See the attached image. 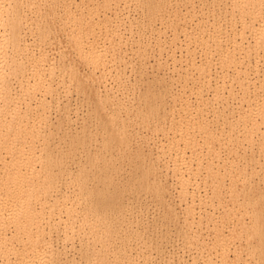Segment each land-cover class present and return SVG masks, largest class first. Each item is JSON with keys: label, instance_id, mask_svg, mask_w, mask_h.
I'll return each mask as SVG.
<instances>
[{"label": "bare ground", "instance_id": "1", "mask_svg": "<svg viewBox=\"0 0 264 264\" xmlns=\"http://www.w3.org/2000/svg\"><path fill=\"white\" fill-rule=\"evenodd\" d=\"M41 1L42 0H0V264H73L75 262L74 260L75 258L73 259L71 257L69 258L68 256H66L68 255V252H69L66 249L68 246L66 247L65 245H63L61 249H57V248L54 249L50 245V242L45 241L46 236L48 235L50 236L51 235L50 233L52 231L56 233L60 232L61 230L59 228L62 227L61 225L63 223L65 225L66 221H69L71 223L68 226L72 225L73 227H75L76 225L74 226V224H77L79 222V226H77L76 228L81 227V226L84 227L83 231L81 232L82 235L84 234L83 235L84 239L82 238V235H80L81 238L83 239V244L81 240L80 249L78 250L84 253L83 254L84 257L82 258L84 259V261L82 264H93V263L94 264H122V263L129 264L131 256L128 258L127 256L129 255L126 256L127 253L126 252L123 253L124 249H122L126 246V244L124 245V243L127 241L125 240L124 243L122 242V245H121L122 250L116 249L117 247L115 248V241H116L115 238L119 236L117 234L119 228L118 229L116 228L117 229L116 231L115 229H112L114 227L111 226V223L113 225L114 223H116V221H114L113 223L109 221L111 217L109 219L106 218L109 213L113 214V212L117 213L123 210L124 204L121 202L122 196L116 192L114 194H110L109 192L110 190L116 191L120 187L121 185L120 183L122 182L118 181L117 183H115L111 181V178H110L111 176L109 172L107 173L106 170H103L98 167V164L105 159L104 158L105 154L103 151L101 150L99 151V148L97 147L94 148V146L92 150L97 148L94 151L88 150L91 147L85 150V148L87 147L86 146L87 143L89 145V143L91 142L94 143L98 141L97 136H99L98 134L99 130L96 129L94 131L93 128H92L93 130L90 128L91 125H88L90 126L88 127L85 123H83V126L81 125L82 126L81 129L79 127H76V128H79L80 130L75 129L72 127V124H71L73 120L71 121L69 115H66V117H63L62 120H58L56 123V126L59 127L58 129H61L60 131H63V133L62 132L58 133L56 132L57 129L55 130L54 126L51 127V125H53L54 122H52L51 120L49 121V118H47L49 116L46 117L47 114H45L46 112L45 106L48 105L49 107L50 102H54L60 97L59 96L60 88L58 89L59 90L58 92L56 87L58 85H61V82L63 81L64 78L60 79V82H59L58 80L59 77L62 78L64 77L65 73H68L66 79L67 80L69 79L68 81H69L70 86H72V83L74 82L76 86H81V90H79L80 91L79 93H81L85 98L89 96H93L92 104L94 105L93 106L94 108H93V111L91 110L92 113H90L89 115L95 114V116L98 117V115H101L102 113H104L105 118H102L103 120L99 121V125L101 128L100 130L104 134V137L101 135L100 136L102 137L103 144H105V148L109 146L115 139L121 136L124 137L123 136L124 133L122 131L117 130L116 125L119 123L121 125L123 123L121 125L123 126L124 125L123 121L125 120V118L129 119V116L126 117V115H129V113L128 114L125 113V118L122 119L124 116H122V118H118L117 116L109 115L108 110L110 109L113 110V108L114 110L115 109L120 110L121 108L124 112H127L128 109L131 111L130 109L131 106L128 107L131 101L129 100L130 102L129 104H128V101L127 102L123 101L124 97H122V95H124V93L126 92L125 88L123 87L119 88L117 86L118 87L117 89H113L114 87H111V84L108 83L110 86L103 85L102 88H104L105 90H103L104 92L103 91L100 92V90L98 91V89H95V87L93 86V84L95 83L102 85V82H100V78L96 76L95 70H99L98 68L109 65V64L105 65L106 64L105 62H107L106 61L107 49L108 48L112 49L114 47L116 49V53L121 49L120 43L118 44L116 41L114 43L113 41L115 39L114 38L115 36L114 37L112 36L114 39L112 38L113 40H111L110 39L111 35H110L109 36L110 41L108 42L106 40L107 43L103 42L101 44L99 42L102 45V47H100L101 46L100 44H96L97 40L96 38L94 39V37L99 36V34L100 35H102L103 33L105 34L106 31H108L109 33V31L113 29V27L107 23L109 22L108 18L110 16L108 17L107 14L102 12L104 10L105 12H107L106 9L110 11L109 9V7H111L110 3H113V2L112 0H100V2L99 0L96 2L95 0H93L95 2L93 6L92 5L93 1L87 0V2L88 1L91 2L90 4L92 6L90 7H88L89 5L86 6V10L84 8L80 9L83 13L73 20H70L71 18L70 10L68 9V6L70 7L71 3L69 2L67 8L65 9L63 8L62 15L65 19L62 22L63 24L61 23L60 26H62V28L68 27L70 30V33L68 34L69 37L66 36L67 34H65L66 38L67 39L69 38L68 40L70 42L66 40V42H68L69 44L67 45L66 43L65 45L67 46V48L69 47V45L72 46L76 50L78 55L80 54L79 55L80 58L78 57L80 59L79 64L80 63L82 65L86 64V66H88L87 64H90L89 66L92 67L91 70L88 69L90 74L87 76H84L79 73L81 72L79 69L77 71V67H78L77 63H75L77 65L76 67V65H74V63L70 61L69 63L71 64H68L69 66L64 67V65L67 64L65 62L66 64L64 63L63 69H59L55 66L54 64L55 61H52L53 59L51 58H49L51 59L49 60L45 53H41V54L39 53L38 57L33 54L32 56L25 54L26 53L25 50L28 49L25 43L26 42L25 31L28 30L30 33L32 32L35 37L48 39L49 41H50L49 38L55 37L54 35L57 32V30L53 29V26L51 27L49 25H44L47 19L45 18L44 13H41V12H43L42 9H45L47 7L44 8L42 5H38V3L40 4ZM62 1L66 2L64 0ZM113 1H117V0H113ZM137 1H139L141 4H144L146 8L147 16H145V18L146 17L147 18L149 17L150 19L152 17L154 18V16L158 12L163 13V14L164 13L167 14V12H169L168 14L171 15V14H175L178 11L176 10L175 12V9L173 11L171 8H169L171 10L168 11L167 7L169 6L171 7V5H169L170 1L168 3L167 0H157L156 3H152L151 2L152 0H137ZM218 1L219 0L216 1L217 5L221 0L219 2ZM189 2L191 3L192 1L187 0V3ZM224 2L226 4L223 3L224 4L223 5L221 1L220 4L223 7L222 6L220 7L219 5L217 6L218 7L217 9H213V6H211L213 10L210 9L211 10L210 12L208 13L205 12L207 14V15L205 14L206 17H204L202 13L201 16L203 17L200 16L201 18L200 17L198 18L199 15L196 17L198 12L196 13L195 11H193L195 8H192L191 12L196 13V14L195 15L192 14L188 19L186 17L185 23H188V24L185 25V23L181 21L184 24V26L180 28L181 31H183L180 34H183L182 35L184 37L183 40L186 41L184 42V45L186 47L185 48L186 55L182 56L185 58H183L184 60H182L181 58V60L187 63H184V62L181 63V62H178L180 61L178 60L177 62L179 64L175 65L172 70L173 73H175V75L173 76L175 77V79L176 77L178 78V81H177L178 83L179 81H181L180 79H182L181 82L183 83H181V85H184L185 83L186 84L191 83L192 87H190L189 91H191V89H193L194 86L197 87L195 84L196 82L198 83L200 81V84L198 83L199 85L205 84L207 88L212 86L213 93L212 94L210 93L211 95L207 96V93H208L207 92L206 96H202L201 93L203 90L202 89L200 90V87H198L197 91H194V92L191 91V93L189 92L190 94L189 95L187 94L188 96L187 95L183 96L181 94V92L186 93V91H184L185 89L180 92V95L173 96L170 108L165 110L163 116L160 119V125L157 128L159 131L166 133V136L168 138V142H166L167 146L163 143L166 146V148H164L163 150L162 146L164 145L161 144L160 146L162 148L160 147V149L162 150L163 153L161 152L162 154H157V156L154 159L152 158L148 159L144 157V155H141L140 153L137 154L138 156L140 155L142 159H144L143 163L141 161V163L144 165L139 163L141 165H140L138 181L140 182L141 185L148 186L149 190L152 193H154L155 196L161 202L164 203L166 201L165 200L166 197L164 195L166 192L164 188L161 187L162 185L161 184L162 181L160 180L161 175L159 171H156L154 169L153 162L163 163L166 169L169 168L170 170L171 168V172L173 173L175 177L174 179L176 180V183L179 186L178 188H180L178 196L180 195V198L185 199V200L187 199L188 196H190L191 198L188 197L189 202L184 200L185 202H187V204L184 207L185 209L182 208L184 211L183 213H181V218L176 215L175 213L176 208L174 207L173 203L165 202V207H168V212L170 213L172 220L176 219L175 221H178L179 219H181L180 221L182 223V226L186 230L185 241H184L185 246L188 245L189 244L188 242L193 240L194 237L196 236L202 237L201 234L199 235L197 234L196 231H193L194 230L193 226H196V224L198 225L197 226L198 228L200 227L199 229L200 232L203 227H204L203 229H206L205 231H207V229L208 230L210 229L209 232L207 231V234L208 233L211 234L210 231L213 232V235L211 234V236L209 237L213 239L208 240V241H211L210 244H206L204 242L202 244L200 242L201 245L199 244L200 246H197L196 245L197 243L195 242L194 245L199 247L198 248L199 251L196 250L197 249L196 246L195 248V247H192L193 245L192 246L188 245L189 247L194 248L195 251H197V253L202 252V255H201L202 257H203V251L205 252L204 257L205 259H207L206 260L207 263L205 262V260H203L205 264H264V195L260 193L261 191H259V196H258L259 198L257 197L259 201L257 199H256L257 201L254 200L256 197L252 199L250 198V196L246 195L245 197L241 198L243 199V200H240L242 202H239L238 201L239 198L237 199V197L239 193H240V196H242V193L244 191L243 189H240L238 195L235 198L234 195H236V193L238 192L236 191L237 190L236 187L238 186L237 185L238 183L235 184L236 183L235 181H239V179L236 178L238 180H235L232 177L231 179H234V181L231 180L232 181L231 184L233 185L228 184L230 183L228 182V180L231 177L232 173L236 171L233 169L234 167L232 164L237 163V161L236 162L233 161L232 157L228 158L227 157L228 155H226L228 159H232L231 160L232 164L230 163L232 166L228 163V161L225 160L228 163V167L229 165L233 167L232 169L231 167L228 168V172H227V169L224 168V165L222 163L219 164V162L217 161V159L219 158L221 162H224V160L222 161V159H224L222 157H225V156H223L222 154L221 155L222 157H219L220 149L221 151H223L222 150L223 146H226V148L225 147L224 148L227 149L228 146L231 145L233 147L232 151L235 150L234 154H236V152L238 151L237 148L240 149L242 146L241 141L242 143L243 141H247V140L248 141L250 140L249 142H251V140L252 139L254 140L256 136H259L258 138L259 140L261 138L262 142L260 141L261 143L259 145L256 144L255 148H251L250 152H253L252 154H254L255 149L257 151L259 150V153L261 150L262 151L264 150V110H262L263 106H261L260 104L259 105L260 108H258L257 105H252L250 102H246V99H248L247 97L245 100L243 99L245 101L243 105L242 104H240L239 106L237 105L240 108H237L236 110H234L235 107H232V106H231L232 109L231 107L229 108L225 107L226 105H228L227 99L231 95H233L232 93L234 90L233 84L236 83L237 86L240 85L241 87L245 86L244 88L246 90L244 88L242 90H245L246 93H250V92L254 93L255 91L257 92V89L259 90L260 88L264 87V77L259 75V66H260L259 63H261L259 62V59L263 58V57L259 58V56H264V18H263L264 17V13H263L264 12V0H227V1L224 0ZM35 5H38V6H35ZM41 6L43 8H41ZM63 6H65V3L63 4ZM27 8H30L28 9L30 10V12L27 11L28 14L33 13V10L35 13V15H33L34 17H32L33 19L35 18V20L32 21V24L35 25L33 28H32V24L31 23L29 24L30 17L26 15L24 12V9L26 10ZM171 11L175 13H172ZM100 13L102 14L100 15ZM187 13H189V10L188 12H186V14ZM222 13L224 14V16ZM227 13L228 14L237 13L238 15H240V17H242V19L244 15H246L245 17L251 16L252 18L251 20H249L250 22L243 24V27L241 24V27H242L240 28L241 30L233 26L235 24L232 23V21L231 23L229 22V25L231 24L233 26L232 27L230 25V30H231V27H232V31L233 29L239 30V31H233L234 34L231 33L233 35V37L231 38L230 36H228L230 34L229 32L230 30L229 31L226 30L229 32V34L228 32L225 31L226 29L225 24L227 25V23L220 24L221 20L219 21L220 17L222 18L226 17ZM58 15L60 14L58 13ZM169 15L168 17H170ZM189 15L190 14H188V16ZM193 17L195 18V20H192L194 19ZM238 17L239 16H237V18ZM229 19L230 17L228 18V20ZM189 20H191L192 22ZM224 20L226 22V18ZM255 21L257 22L259 21L260 23L259 22L256 23ZM182 23H179V24L181 25ZM176 26L178 27L177 23H176ZM68 28L66 29V31L68 30ZM151 28L152 27H150L149 29L150 33H151L150 31ZM180 29L179 30L175 29V30H177V33H178ZM227 29H229V26L227 27ZM160 32L159 33L157 32V33L160 35ZM174 32L176 33V31ZM154 33L155 32H153V34ZM224 33H227L228 35L224 36ZM33 34L31 35L33 36ZM107 34H106V37H107ZM173 34L171 36H173ZM176 34H174L173 38L171 37L172 40H170V43L172 41V44H173L175 40L179 39L178 38L179 33L177 34L178 36ZM242 34L244 35L242 36ZM120 36L122 38V35H119V37ZM90 37L94 39L93 41L95 40L96 41L93 42L92 39L89 40ZM158 40L159 39H157L156 41ZM113 44H116V45H113ZM176 48H180V47H176ZM197 48H199L198 50H201V52L200 51L199 52L202 53V55L204 54L203 55L204 57L202 56L201 59H199V61L196 62L194 53H195V50H197ZM110 49H108V52ZM119 55L120 54L117 55L115 60L113 58L114 55H112L113 61H117L119 63V61L123 59V56H119ZM107 59L109 60V58ZM58 62H56V64ZM60 62L62 63L64 61H60ZM61 63H58V64H61ZM112 63H114V67L113 66L111 67L113 68L119 67L115 65V62H112ZM183 63L186 64V68L182 66ZM236 64H239V65L242 64V66L244 65L243 68L246 66L248 71H249V68L251 67H253L252 69L255 70L256 73L253 74V77L251 76L254 81L251 82L252 80H250V82L247 84V85L251 84L250 86L253 85L252 87L253 91L249 90L251 88L250 86H247L244 84V81H246L245 83H247V80L249 81V79H251L250 74L248 73L243 74V72H245L243 70L241 73V71L237 69ZM160 65L161 64L158 63L159 68H160ZM261 65H263V63ZM162 66L163 65H161V67ZM102 69L103 68H100L99 72ZM229 69L233 71L229 73L228 72ZM103 70L101 72L104 73ZM119 70L117 68V71ZM60 71L61 73L63 71V76L60 73ZM58 72L59 74H57ZM60 74L61 76H59ZM112 75L110 74V76ZM151 76L154 77V74ZM88 77H90V79L92 80V82L89 81L90 82L89 85L85 83V80L87 81ZM102 79L103 78H101V81ZM13 80H14V83L17 84V87H18V90L16 89L17 92H15L16 90H12L13 88H11V87H14L15 85V84L14 85L11 84L13 83L12 82ZM67 80L65 83L68 84ZM162 83H164V81ZM112 84L114 83L112 82ZM69 85H67L66 88H68ZM117 85L119 84L117 83ZM205 85L204 86L202 85V86L205 87ZM165 87H166V92L168 93L169 90H167V88H169V86L167 87L165 85ZM63 88H64V85H63ZM97 88L99 87L97 86ZM212 89L210 88L211 92H212ZM69 91H70L69 89H66L65 90L66 93L64 92L63 93L66 95L67 93H69ZM176 93L177 92H174V94ZM149 94L150 93H147L146 96H148ZM191 94L193 95V98L191 97ZM258 96H256V99ZM119 97H122L123 100H121ZM263 97H264V94H263ZM210 99L215 102L212 103ZM260 99H261V96H260ZM262 102H264V99ZM219 104H220L219 107L222 108L221 105H223V107L226 109L224 108L219 109L218 108ZM51 105L53 107L52 103ZM147 105H148L146 107L147 114L146 112H144L143 115L145 116L146 114V116L150 117L152 115L151 113L153 112V108L148 103ZM214 105H216L217 107H215ZM132 107L134 108V106ZM50 109L51 108L49 107V110ZM208 109L211 110L210 112L211 116H207L208 114H210ZM32 113L33 115L35 114L36 121L34 120V118L31 117ZM139 113L141 112L139 111ZM139 115L142 116L141 114ZM219 116H221L223 119L222 122L219 121V125L220 123H223L224 127L225 125L226 127L228 126V129H227L228 131H226L227 135H224L226 133H224L223 132L224 130H222L221 128L220 129L224 133L223 135L221 134L222 132L220 131L219 133L218 131L216 132L217 130L216 128L218 126L217 125L218 120L216 121L217 126L212 123V120L214 119L215 121V118L219 119L218 118ZM130 117L132 118V116ZM38 119L41 120V122L39 121L40 123L37 121ZM29 121H32V122L35 121L36 123L38 122L36 125L37 127L34 125L35 122L32 123ZM38 124H40L41 126ZM38 126L40 127L38 128ZM40 129L44 133L40 132ZM55 132L56 134L57 133L63 134V135H59V137L61 138L62 136L65 137L63 139L57 138L61 143H59L58 140H57V143H55L54 142L55 139H53L54 137H51ZM230 132H235V135L234 134L233 136L229 135ZM225 139L229 140V142H230V139L231 140L235 139L237 140L236 142H239L242 139L238 143L241 146L239 145L238 147V144L236 142L235 143L237 144V146L236 145L233 146V143L229 144L228 141L226 143H228L229 145L226 143H225L226 145L225 144L223 145V143L225 142V141L223 142V140ZM119 141L122 142L123 145H126V148L129 150L128 144L130 142L127 136L122 138ZM37 144H40L39 147L37 146ZM25 146H28V147L25 148ZM232 147H229L230 151ZM251 147H254V146H251ZM165 149L168 151L165 152L166 151ZM80 153L86 154V155L81 154V156H83L82 158H84V161H85V158H87L86 159V161H88L87 164H89L90 165L89 167L91 168L89 169L87 165H84L85 167L80 165L82 162L77 160V163H79L78 165H80V167L77 165L79 168H77L78 170L77 173L73 172L75 173L74 175L73 173L68 172L67 170L68 168H66L68 167L66 165L67 163L66 161H69L68 159H71L73 157H76L77 155H80ZM221 153H224V151ZM252 154L250 153V155ZM239 155H240V151H239L238 156ZM247 157H250V156H247ZM233 158L235 160L237 156L235 157L234 155ZM251 159H253V155ZM73 160L74 158L72 159V161ZM168 160L171 163V166H169L170 164ZM72 161L70 160V162ZM104 161H106V159ZM260 163L261 162L259 161V166L263 167V164L261 165ZM254 164L258 165V163L256 162ZM262 169L263 168H259L260 170L259 172L263 173L264 169L263 170ZM240 172L238 171V173ZM69 173H71V175ZM227 173L228 174L231 173V175H229L230 177H227L228 179H226L225 177V175L228 176ZM64 174L65 175L68 174L71 176L69 180H67V178L70 176L68 177L66 176L67 177L66 180L68 181V185L70 186L68 190L73 189L74 192L75 190H77V192L80 191L79 193H77L78 195L77 194L75 195L72 190L70 191L73 192V194L69 193L70 191L65 193V190H67L66 189L67 187H65L67 186V184L64 185L65 181L62 182L64 183L62 184V186L65 187L64 192H62L63 188L60 187L59 184L61 183L59 182L62 181L61 178L63 177ZM242 174L243 173L241 172V175ZM233 175H236V174L233 173ZM262 175H260V177L262 176L261 179L262 181H264V173ZM149 176L152 178L153 182H151V180L149 179L150 178ZM198 178L201 181L202 180L205 181V179L207 180V178H209V180L211 178L214 180V182H211V183L209 182L210 185L208 186V188L212 186V189L209 188L211 192L209 191V189L207 190L210 193H205L206 191L203 190L204 193L200 194L199 192L196 191L199 189V185H200L198 184ZM94 179L97 183V184L95 183L96 185L92 183L94 182ZM148 179L150 180L149 182H148ZM224 179L227 180L228 187L230 188V189L229 188L227 189L229 191V194H228V191L226 194L230 196H232L231 194H233L234 196V197L232 196L233 198L231 197L232 200H229L230 198L229 199L226 198L227 200H229V203H230L229 204L230 209L228 211L233 212L232 215H231V212H229L230 217L228 215L227 216L230 219L233 218V220H235L236 223L240 222V220L238 219H240L241 218L240 216L242 215H244L242 217L243 220L245 217L249 219V220L247 219L248 222H246V220L243 221L241 219L242 222H240L239 224H235L236 226H233V228L230 227L231 230H229L227 233L224 232L223 221L225 222V220L222 218H221L222 220H220L221 216L217 217V212L219 214L222 213V215L224 212L223 208H222L223 212L220 213L218 211L221 204H222V207L225 204V202L224 204L222 203L223 202L222 197L225 196L226 191L224 192V194H222L223 191H221V189L224 187L223 185L225 181ZM89 180L90 182L92 181L91 183L94 184L95 186L93 185L91 187L89 186L88 187L89 189H87L86 185L88 186L87 181ZM204 181L203 183L205 185L204 184L203 185L206 186L207 185L206 181L205 182ZM239 183L243 184L244 181L243 182L239 181ZM191 186L195 188L194 189L192 188L193 190L188 192V187L191 188ZM226 187L222 190H226ZM241 187L245 188L244 185H242ZM60 188L62 192L60 193L61 195L60 196L54 195V192L59 191ZM237 188H240V187H237ZM194 192H197V194L199 193L198 196L196 193L194 194ZM83 196L84 198L85 197L86 198L84 199ZM81 198L83 199L80 202ZM180 198H179V201H181ZM234 198H235L234 202L236 204L235 206H238L237 204L239 203L240 204L246 203L248 201L251 211L250 212L241 211V213L239 211H234L233 210L235 209L234 202H233ZM230 201L233 202L232 207H231ZM225 207L228 209V206H225ZM219 210H221V208ZM236 212H238L239 215L241 214L239 216L240 218L238 217ZM59 214H62V215L65 214L64 215L65 221L63 220V218H61V220L60 218L55 220L54 216L58 217L57 215ZM226 214L227 213H224L223 216H225ZM245 214H247L249 217L246 216ZM80 217L81 219H79ZM236 219L238 222L236 221ZM65 228L66 229L62 231L64 235L63 241H68L69 239L70 240L69 243H71L72 242L71 239L72 237H74L71 234H74L73 233L74 231L73 232L69 231L70 227L69 228L65 227ZM119 231L121 230L119 229ZM130 231H131V228H130ZM134 231L135 230H132L130 234H132V232ZM125 232H126V229H125ZM203 233L205 234L204 231ZM130 236L132 237V235ZM125 237L127 236L124 235V238ZM121 238H118V239H121ZM202 238L200 240H202ZM204 240H206L205 236H204ZM242 240L243 242L246 241V243L244 242L245 247L243 246L244 244L243 245L241 244L243 248L242 249L238 248L241 250H237L236 249L237 246L235 247L237 243L235 242H238V244H240ZM192 242L194 243V240ZM205 242H207V240ZM233 245L234 247L232 248L234 249L232 250V248L230 247ZM109 248L114 249V251H112L111 253L112 255L114 252L113 257H112L113 259L111 258L112 261H109L110 258H108L106 255ZM127 250H129V248H127ZM124 251H126V248ZM63 255L65 258L63 257ZM248 256L252 258L251 263H249L248 260L244 258ZM192 261L193 263H196L194 262V259ZM203 261H202V264H204ZM77 264H79V262Z\"/></svg>", "mask_w": 264, "mask_h": 264}, {"label": "rangeland", "instance_id": "2", "mask_svg": "<svg viewBox=\"0 0 264 264\" xmlns=\"http://www.w3.org/2000/svg\"><path fill=\"white\" fill-rule=\"evenodd\" d=\"M55 1L56 0H42L40 2V4L38 3V5H42L44 8L47 7V8H45L46 10L45 9H42L43 12H41V13H44L45 18L47 19V21L44 23V25H49L51 27L53 26V29L54 30H57L56 34L54 35L55 37L49 38L50 39V41H49L48 39H43V38H37V37H35L34 34L32 32L30 33L28 30L25 31V34H26L25 35V40H26L25 43H26V46L28 47V49H26L27 51L25 50L26 53L25 52L24 53L25 54H28L29 56H32V54H33V55H35L37 57H38L39 53L40 54L41 53H45L48 59L51 58V59H53L52 61H55L54 64L59 69H63V65H64L65 62L67 64L65 63L66 65H64V67L65 66H69L68 64H71V63H69L70 61L73 62L74 65H76L75 63H77V65H78V67L76 65L77 71L79 69L81 71V72H79L80 74H82L84 76H87V75L90 74V72H89L88 69H90V70L92 69V67L89 66L90 64H87L88 66H86V64L85 65H82L81 63L79 64V60H80L79 59L80 58L79 55L80 54L78 55V53L76 52V50L72 46L69 45V47L67 48V46L65 45L66 43L68 45L69 44L68 42H70L68 40L69 38L68 39L66 38V36L69 37L68 34L70 33V30L67 27L68 30L66 31L67 28H62V26H60L61 23L63 22V20L65 19L63 17V15H62L63 14L62 11H63V8L64 9L67 8V6H68V4L70 2L71 4H70V7L68 6V9L70 10V16H71L70 20H73V19L77 18L80 14L83 13L80 9L84 8L86 10V6L89 5L88 7H90L93 4H95V2L98 1V0H95V2L92 0L94 2V3L92 2V5L90 4L91 2L88 1L89 2L88 3L87 0H84V1H82V0H64L66 2H63L62 0H57L58 2L57 1L55 2ZM117 1H118V3H117ZM117 1H113L112 0L113 3H110L111 4L110 5L111 7H109L110 11L107 10V9H106L107 12H105V10L102 11L103 13L107 14L108 17L110 16L109 17L110 20L108 18V21L109 22H107V23L109 25H111L113 27V29H111V31H109V33H108V31H106L105 34L104 33L103 34L101 33L102 35L99 34V36L94 37V39L96 38V40H97L96 44H100V43L102 44L103 42L107 43V41L108 42L110 41L109 40V36L111 35L110 39L113 40L115 38L113 40L114 43H115V41L118 44L120 43L121 49L117 53H116V49L114 47L112 49L108 48V49H110L109 52H108V49H107V53L109 55L106 53V56H107L106 57V61L107 62H105L106 63L105 65H107V64H109V65L111 64V65L110 66L107 65V66L100 67V68H103L104 69V70L102 69L104 71V73L101 72L102 70L100 71L101 73L99 72L100 68H98L99 70H95L96 76L98 78H100V82H102V85L95 83L96 85L93 84V86L95 87V89H98V91L100 90V92H102L103 90H105L104 88H102L103 85L105 86V85H109V84H111V87H114L113 89H117L118 87L119 88L120 87L121 88L122 87L125 88V91H126L125 93L126 94L124 93V95H122V97H124V100H123L122 97H119V98L121 100L125 101V102L128 101V104L130 103L129 100L131 101L130 105L128 106V107L131 106L130 107L131 111L128 109L127 112H124L121 108H120V110H118V109H115L114 110V108H113V110H111V109L108 110V113H109V115L117 116L118 118H122V116H124L122 119L125 118V113H127V114L129 113V115H126V117L129 116V119L128 118H125V120L123 121L124 122V125L123 126H121L123 123L121 125H120V123L116 125L117 130L122 131L124 133V135H123L124 137L127 136L128 140L130 142L128 144L129 145V150L126 148V145H123L122 142L119 141L122 138H124L122 136H121L122 138L119 137V138L115 139L109 146H107L105 148V144H103L102 137H101V136L104 137V134L100 130L101 128H100V125H99V121H102L103 120L102 118H105L104 117V113H102L101 115H98V117H96L95 114L89 115L90 113H92L91 110L93 111V108H94L93 107L94 105L92 104L93 103L92 102L93 101V96H89V97H86L85 98L81 93H79L80 92L79 90H81V86H76L74 82H73L74 84L72 83V86H70L69 85V81H68L69 79L68 80L66 79L68 73H65L64 72L66 74V76L64 74V77H62V78L59 77V79L57 78L59 80V82H60V79H63L64 78L63 79L64 82L62 81L63 84L61 82V85H58L57 86L58 88L56 87L57 90L60 88L59 89L60 92L58 90V92L60 93V95H59L60 97L56 101L53 100L54 102H50L49 107L51 108L50 109L51 111L49 110L48 105H46L48 108L45 106L46 112L45 111L44 112H45V114H47L46 117L49 116V117H47V118H49V121L51 120L52 122H54V124L51 125V127L54 126L55 130L57 129L56 132H58V133L59 132H62L63 133V131H60L61 129H58L59 127L56 126V123H57L58 120H62L63 117H66V115H69L71 121L73 120L72 123L71 122L70 123L72 124V127L75 128V129H79V128L81 129V127L83 126V123H85L87 126L88 125H91V127L90 126H88V127H90L91 129L93 128L94 131L96 129L99 130V132H98L99 136H97L98 141L97 142H94V143L91 142V143H89V145L87 143L86 144L87 147L85 148V150L87 148L91 147L88 150L94 151L97 148H99V151L100 150L103 151L104 154H105V157L104 158L106 159V161H104L105 159L103 161H101L98 164V167L101 168V169H103V170H106L107 173L109 172V174L111 176L110 177L111 178V181H113L115 183H117L118 181H121L122 182V183L119 182L121 185H120V187L116 191L110 190L109 192H110V194H114L116 192V193H118V194H120L122 196L121 202L124 204L123 210L120 211V212H117V213H114L113 212V214H110L109 213L106 218L109 219L111 217L109 219V221L110 222H113V223H114V221H116V223H114L115 225L113 224L114 226L111 223V226L114 227L112 229H115V231H116L119 228L121 230V231H119V229H118V233H117L119 236L120 235L121 236L119 237V236H117V234H116L117 237L115 236L117 238V239L115 238L116 241L114 240L115 241V248L117 247L116 249H120V250H122V249L125 250V248H126V251L123 250V253L126 252L127 253L126 256L129 255V256H127L128 258L131 256L130 263L129 264H202V261L205 260V262H206L207 259H205V257H204L205 256V254H204L205 252L203 250H201V251H203V257L201 256L202 255V252L201 253L199 252L200 254L197 253V251H199V249H198L199 247H197V246H200L201 243L203 244V242L206 243V244H210L211 241H208V240L209 239L210 240L213 239V238H209L211 236V234L213 235V232L210 231L211 234L210 233L207 234V231L209 232L210 229L209 230L207 229V231H205L206 229H203L204 227L202 226L203 227L202 230L205 232V234H204L202 230H201V232L199 231L200 227L198 228L197 227L198 225L196 224V226H193L194 227L193 228L194 229L193 231H196L197 234H199V235L201 234L203 238L201 236L200 237L199 236L198 237L196 236V237L193 238L194 243L192 242L193 240H191L190 242L192 244L190 242H188L189 243L188 245L189 246H192L193 245L192 247H195L197 245L196 246L197 247V249H196L197 251H195L194 248H191L188 245L185 246L184 241H185L186 230L182 226V223L180 221L181 219H179V220L177 219L178 221H175L176 219L175 220H172L171 219V215L168 212V207H165V202H167V203H173L174 204V207L176 208V209L174 208L175 211H176L175 212L176 215L181 218V213H183V211H184L182 208H184L186 206L187 202H189L188 201L189 198H191V197L188 196L189 198L187 197L186 200L180 198V195L178 196V193L180 191V188H178L179 186L177 185L176 180L174 179L175 177H174L173 173L171 172V168L169 170V168L168 169L165 168V166H164L163 163L153 162L154 169L156 171H159L160 172V175H161V178H160V180L162 181L161 187L164 188V190L166 192V193L164 192L165 193L164 195L166 197V199H165L166 201L164 203L161 202L155 196V194L152 193L149 190L148 186H143L138 181V176H139V172H140V165L143 163L144 159H142L140 157V155L138 156L137 154L140 153L141 155H144V157H146L148 159H150V158L154 159L157 156V154H162L163 153L162 150L160 149V147H161L160 145L161 144L162 145L165 144L167 146V143L166 142H168V138L166 136V133H163L162 131H159L157 128L160 125V119L163 116L165 110H167V109L170 108V105L172 103L171 101L173 99V96L180 95V92L183 91L184 89H185L184 91H186V93L185 92H181V94L183 96H185L187 94L189 95L191 93V91H193V92L194 91H197V88L198 87H200V90L201 89L203 90L202 93H201L202 96H206V93L207 92H208L207 93V96H210L213 93L212 86L207 88L205 84H202L203 83L202 82L201 84L203 86L205 85V87H203L202 85H199L200 84V81L198 82L199 84L196 82L195 85L197 87L194 86L193 89H191V91H189L190 90V87H192V84L191 83H189V84H186L185 83L186 85L185 84L184 85H181V83H183V82H181L182 79H180L181 81H179V83H180L179 84L177 82L178 81V78L176 77V79H175V77L173 76V75H175V73H173L172 70H173V67L175 65H178L179 64L178 62H181V63L184 62L182 60H184L183 58H185V57H182V56L186 55V52H185L186 51L185 50L186 47L184 45V42H186V41L183 40L184 39V37L182 36L183 34H180V33L183 32V31H181L180 28H182L184 26L183 23L186 22V17L188 19L192 14L195 15L197 12L198 13H197L196 17L199 15L198 16V18H199L202 13H203L204 17H206L207 14L205 12L208 13V12H210L213 9H217L218 8L217 6H219V5H220V7L222 6L220 4L221 1H222V4L225 3V2H224V0H221V1L219 0L220 2L218 1L219 3L217 5L216 4V1L217 0L216 1H214V0H190V1H192L191 3H193V4H191L190 2L187 3V0H167L168 3L170 1V4L169 5H171V7L168 5L169 6V7H167L168 11H170L171 9L174 11V9H175V12H176V10H178L179 13H178V11L176 13L173 12V11H171L172 13H175V14H171V12H170L171 15H169L168 14L169 12H167V14L166 13L163 14V13H159L158 12L154 16V18L152 17L150 19L149 17L148 18L147 17L145 18V16H147L146 8H145L144 4H141L139 1H137V0H124V1L117 0ZM99 2H100V0H99ZM151 2L152 3H156L157 0H152ZM64 3H65V6H63ZM38 5H35V6H38ZM214 5H216V6H214ZM42 6H41V8H43ZM211 6H213V9L211 8ZM169 8H171V9H169ZM192 8H195L193 11H195L196 13L191 12V9ZM28 9H30V8H27L26 10L24 9V12H25L26 15H28L30 17L29 18L30 19L29 24L30 23L32 24V21L35 20V18L34 19L32 18V17H34L33 15H35V13H34V10H33V13H31L32 15L31 14H28L27 11L30 12V10H28ZM188 10H189V13L186 14V12H188ZM58 13L60 15H58ZM101 14L102 13H100V15ZM188 14H190V15L188 16ZM231 14H228L227 13V15L225 14L226 17H224V18L220 17V19H219V21L221 20L220 21V24L227 23V25L229 26V29H227L228 26L225 24V27H226L225 31L226 30H228V31L230 30V25L231 24L229 25V22L231 23V21H232V23L235 24L233 26H235L237 29L241 30L240 28L243 27V24H245L247 22H250L249 20H251V18H252L251 16L250 17L249 16L245 17L246 15H244L243 16V19H242V17H240V15H238L237 13H234L232 15ZM168 15L170 17L171 16L172 17L170 18V17H168ZM229 15H231V16H229ZM60 16L62 17V19H61ZM173 16H174V18H173ZM223 16H224V14H223ZM237 16H239V17L237 18ZM201 17H203V16H201ZM227 17L228 18L230 17V19H229L230 21L228 20ZM225 18H226V22L224 20ZM176 19H178V20H176ZM166 20H168V21H166ZM192 20H195V18L192 19ZM189 21H191V20H189ZM255 22L258 23L259 21L258 22L255 21ZM255 22H253V23H255ZM176 23H177L178 27L176 26ZM179 23H182V24L180 25ZM186 24H188V23H185V25ZM241 24H242V27H241ZM34 26L35 25L32 24V28ZM150 27H152L151 30H150L152 34L149 32ZM232 27H231V30L229 31L230 34H229L228 31H226V32H228L229 35L227 33H224V36L228 35V36H230L232 38L233 37L232 34H234L233 31H239L235 27L234 28L236 30L233 29V31H232ZM154 29H156V30H154ZM175 29H177V30L180 29L181 32L178 31V33H179L178 34L177 33V30H175ZM160 30H161V32H160ZM65 31H66V33H65ZM114 31H115L116 34L114 33ZM162 31H164V32H162ZM174 31H176V33L179 36ZM118 32H119V34H118ZM153 32H155V33L153 34ZM157 32L158 33L160 32V35ZM112 33H113V35H112ZM161 33L162 34L164 33V34L162 35ZM165 33H166V35H165ZM171 33L172 34L173 33L176 34L178 36V38H179L178 40H175L173 44H172V41L170 43V40H172L171 37L173 38V36H174V34H173V36H171L172 35ZM31 34H33V36ZM65 34H67V35L65 36ZM106 34H107V37H106ZM117 34H118V36H117ZM119 35H122V38H121V36L119 37ZM243 35L244 34H242V36ZM112 36L113 37L115 36V37L113 38ZM98 37H99V39H98ZM245 37H247V36H245ZM106 38H108V39H106ZM51 39H53V40H51ZM91 39L92 38L90 37L89 40H91ZM94 39H92V41ZM157 39H159V40L156 41ZM66 40L68 42H66ZM160 40H161V42H160ZM180 40H181V42H180ZM95 41H93V42H95ZM137 41H138V43H137ZM157 42L159 43V45H158ZM116 44H113V45H116ZM70 47H72V48H70ZM100 47H102V45ZM176 47H180V48H176ZM198 49L199 48H197V50H195V53H194L195 54V58H196V62L199 61V59H201V57L204 55V54L202 55V53H200L201 50H198ZM139 50H141V51H139ZM57 52H58V54H57ZM184 52H185V54H184ZM118 54H120L119 56H123V59H124V60L122 59L123 62H122V60L119 61V63L117 61H113V59H112L113 56L112 55H114L113 58L115 60V58L117 57ZM194 54H193V56H194ZM198 56H199V58H198ZM260 57H263V58H260ZM56 58H58V59H56ZM107 58H109V60L111 58V60H112V61L110 60L111 63L109 62V60ZM181 58H182V60H181ZM259 58H260L259 59V62H261V63H259V65H260L259 66V75L264 77V74H263L264 73V56H259ZM51 59H49V60H51ZM178 60H180V61H178ZM60 61H64V62L61 63ZM56 62L61 63L62 65L61 64H58V63L56 64ZM112 62H115V65L116 66H119V67H117L118 70L119 69H121V70L117 71V68H113L114 67V63H112ZM158 63L161 64V65H163V66L161 67V65H160V68H159ZM184 63H187V62H184ZM184 63L182 64V66H184V68H186V64H184ZM262 63H263V65H261ZM111 66H113V67H111ZM231 66H233V65H231ZM243 66H242V64H240V65L239 64H236L237 69L240 70L241 73H242V70H243V71H245V72H243V74L244 73L250 74V78L251 79H249V81L247 80V83H245L246 81H244V84L247 85L250 82V80H252L251 82L254 81L252 79V77H253V74L256 73V72H255L254 69H252L253 67L249 68V71H248V69L246 68V66L244 68H243ZM122 68H124V69H122ZM158 68H159V70H158ZM232 71L233 70L229 69L228 72L230 73ZM260 72H262V73H260ZM60 73H61V71H60ZM109 73L111 75L113 73V75L110 76ZM57 74H59V72ZM61 74L63 76V71H62ZM61 74L59 76H61ZM153 74H154V77L151 76ZM113 76H115V77H113ZM151 77H153V78H151ZM101 78H103L102 81H101ZM66 80L68 81V84L65 83ZM89 81L92 82V80L90 79V77H88L87 81L85 80V83L87 85H89V83H90ZM163 81H164V83H165V85L167 87L169 86V88H167V90H169L170 93L169 92L168 93L166 92V87H165L164 83H162ZM12 82L13 83H11V84L14 85L15 84L14 83V80ZM112 82L114 84H112ZM160 82H161V84H160ZM117 83L119 85H117ZM58 84H60V83H58ZM226 84H228V83H226ZM235 84H233V89L234 90L232 92L233 95H231L232 98L230 96L227 99L228 105H226L225 107H228L229 108V107L232 106V107H235V109L234 108L233 109L236 110L237 108H240V107H238L240 104H242V105L244 104V102H245L244 100L248 97V99H246V102H250L252 105H257L258 108H260L259 105L261 104V106H263V108H264V104H263L264 102H262L263 99H264V97H263L264 87H262V88L259 87L260 89L259 90L257 89V92L255 91L254 92L255 94H254L253 92L246 93L245 92L246 89L244 88L245 86L241 87L240 85L237 86V84L236 85ZM63 85H64V88H63ZM67 85H69L68 88H66ZM73 85H75L76 87L73 86ZM250 85L251 84H249L247 86H250ZM97 86L99 88H97ZM187 86L189 87V89H188ZM201 86H202V88H201ZM170 87H172V88H170ZM250 87H249L250 88L249 90L253 91V88H252L253 85L250 86ZM11 88H13L12 90H16V89L18 90L17 84H15L14 87H11ZM65 88L70 90L69 93H67L66 95L64 94V93H66L65 92V90H66ZM210 88L212 89V92L210 91ZM243 88L245 90H242ZM17 90L15 92H17ZM261 91H262V93H261ZM174 92H177V93L174 94ZM147 93H150V94L148 96H146ZM183 93H185V94H183ZM241 95H243V96H241ZM240 96L243 97V98H241ZM250 96H252V97H250ZM256 96H258L257 99H256ZM260 96H261V99L263 98L262 101L260 99ZM191 97L193 98V95L192 94H191ZM127 98H128V100H127ZM210 101L212 103L215 102V101H212L211 99H210ZM51 103L53 104V107L54 108L52 107ZM147 103L150 106H152V108H153V112L151 113L152 115L150 117L149 116H146V114H147V108L146 107L148 106ZM132 106H134V108ZM214 106L217 107L216 105H214ZM219 106H220V104L218 105V108L220 109L221 107H219ZM221 106H222L221 109H223L224 108L223 105H221ZM232 107H231V109H232ZM263 108H262V110H264ZM224 109H226V108H224ZM139 111L141 113H139ZM47 112L49 113V115H48ZM144 112H146L145 116L143 115ZM210 112H211V110H209V113ZM139 114H141L142 116H140ZM59 116H61V117H59ZM130 116H132V118ZM207 116H211V113L208 114ZM31 117L34 118V120L36 121L35 114L33 115V113H32ZM218 118L219 119H216L215 118V121H214V119L212 120V123L215 124V125H216V121L218 120V124H217L218 126L216 125L217 126L216 132L218 131V133H219V131L222 132V130H224L223 132L226 133V134H224L223 132L221 134L222 135L223 134L224 135H227V132L226 131H228L227 130L228 129V126L226 127V125H225V127H224L223 126V123H220V125H219V121L222 122L223 119H222L221 116H219ZM32 121H29V122H32ZM37 121L38 122L39 121L41 122L40 119H38ZM34 122H32V123H34ZM37 123L35 122L34 125L36 126ZM73 123H74V125H73ZM75 124H76V126H75ZM38 125H40V124H38ZM40 126H38V128ZM76 127H79V128H76ZM55 130H53V131H55ZM79 130H77V131H79ZM40 132H43V131H41V129H40ZM56 132L51 136V137H54L53 139H55V141L54 140L53 141L55 143H57V140H58L57 138H59V139L65 138L64 136H62V138L59 137V135H63V134L62 133L61 134H58V133L56 134ZM75 132H76V130H75ZM230 133H232V134H230ZM230 133H229V135H231V136H233V134L235 135V132H230ZM56 135H58V136H56ZM258 137L259 136H256V138L254 140L252 139L251 142H249L250 140L249 141L247 140V141H243V143H242V141H241L242 139H241L240 141H241L242 146L240 144H238L240 142L239 140H238L239 142H236L237 140H235V139H232L231 140L230 139V142L231 143L227 139L223 140V142L225 141L223 143V145L228 141L229 144H232L233 143V146H235V145L237 146V144H238V147H239V145L241 146L240 149L237 148L238 151L236 149V151H237L236 152L237 155H236V154H234L235 153V150L232 151L233 150V147L231 145H229L228 143H226V144L229 145V146L227 145L228 146V148H227L228 150L225 149L226 146H223V149L222 150L224 151V153H221L223 151H221V149H220V156H219V157H222L221 156L222 154H223V156H225V157H222V158H224V159H222V161L224 160V162H221V160H219V158L217 159V161L219 162V164L222 163L224 165V168L227 169V172H228V168H230L232 165H233L234 168L231 167V169L233 168L234 170H236L235 172H233L236 175H233V173L231 172L233 170L229 169V170H231L230 172L232 173V175H231V173L230 174L227 173L228 176L225 175V177H226V179H228L227 177H230L229 175H231V177L229 178L230 181L228 180V182H230V183H228L227 180L224 179L226 181V183L224 181V184H223L224 187L222 186L223 187L222 189H224L226 187V185H227V187H226V190H222L221 189V191H223L222 194H224V192L226 191L225 192V196L222 197V200H223L222 203L224 204V202H225V204H226V202H227L228 205L227 204L226 205L224 204L223 207H222V204H221V206L219 207V209L221 208V210L218 209V211L220 213L223 212L222 211V208H223V210H224L223 215H224V213H227V214L225 216H223L222 213L219 214L217 212V217L221 216L220 217V220H222V219L225 220V222L223 221V223H224V232H226V233L229 230H231L230 227L233 228V226H236L235 224H239L240 222H242L241 219L243 220L242 217L244 216V215L240 216L241 214L239 215V213L236 212V214L238 215V217L239 216L241 217V218L239 217L240 219H238V220H240L239 223H236L235 220H233V218H231V219L229 218L230 217L229 216L230 215L229 212H231V211H228L230 209L229 200H232V198L234 196L236 198V196L238 195L240 189H243L244 191L242 193V196H240V193H239V195L237 197V199L239 198L238 199L239 202H242V201H240V200H243L241 198L245 197L246 195L250 196V198H252V199H254L256 197L254 200L255 201H257V200L259 201V199H258L259 198L258 197L259 196V191H261L260 193L264 195V181H262V179H261L262 176H263L262 174L264 172L263 173L262 172H259L260 171L259 168H263L264 169V161H263L264 160V156H263L264 155V150L263 151L261 150L262 152L260 151V153H259V150L257 151L255 149L256 151L254 150V154H252L253 152H250V149L251 148H255L256 147V144L259 145L262 142L261 138L259 140ZM224 138H226V137H224ZM233 140H234V142H233ZM59 143H61V142L59 141ZM39 145L40 144H37L38 147H39ZM165 145L162 146L163 147V150H164V148H166ZM93 146H94V148L95 147H97V148L94 149V150H92L93 149ZM251 146H254V147H251ZM26 147H28V146H25V148ZM229 147H232L231 151L229 150L230 149ZM167 151L168 150H166L165 152H167ZM239 151H240L241 157H240V155L238 156ZM217 152H219V151H217ZM226 152H227V154H226ZM242 152L245 153V154H243ZM250 153L253 155V159H251L252 158V155H250ZM81 154L83 155L85 153H80V155H77L76 157H73L74 160L76 159L75 161L74 160L72 161L73 158L68 159L69 161H66L67 162L66 165L68 166L66 168H68L67 169L68 172H71V173L76 172L77 173V171H78L77 168H79L80 165H82V166L87 165V167L90 166L89 164H87V162H88V161H86L87 158H85V161H84V158H82L83 156H81ZM226 155H228L227 156L228 158L232 157L233 161H235V162L237 161V163L232 164V162H231L232 159H228L226 157ZM234 155H235V157L237 156V158H235V160L233 158ZM247 156H250V157H247ZM256 157H257L258 160L256 159ZM70 160L72 162H70ZM77 160L78 161H81L82 163L80 162L81 164L78 165L79 163H77ZM225 160L228 161L229 164L231 163L232 165L230 164L231 166L229 165V167H228V163ZM83 161L85 162V164H84ZM141 161H142V163H141ZM259 161L261 162L260 163L261 165L263 164V167L259 166ZM75 162H76V164H75ZM168 162H169V160H168ZM255 162L258 163V165L257 164L255 165L254 164ZM139 163H141V164H139ZM74 164L76 166L78 165L79 167L78 166L76 167ZM169 164H170L169 166H171V163L170 162H169ZM142 165H144V164H142ZM234 165L236 166L237 169L238 168H240V169L237 170ZM90 168L91 167H89V169ZM241 168H243V169H241ZM89 169H87V170H89ZM89 171H91V170H89ZM238 171L239 172L241 171L243 174L241 175V172L238 173ZM71 173H69V174L71 175ZM258 173H260V174H258ZM73 174L75 175V173H73ZM70 175H68V174L65 175L64 174L63 175L64 179L62 177L61 178L62 181L59 182V183H61V184H59L60 187L63 188L62 189V192H64L65 187H67L66 188L67 190H65V193L69 192L70 190L73 191V189H69L68 190V188H70V186L68 185V181L67 180H69V178H71ZM260 175H262V176L260 177ZM66 176L67 177L70 176V177L67 178ZM73 176H72V178H73ZM232 177L235 180H238L239 179L240 182H243L244 181L243 184H240L239 181H235L236 183L233 182L235 184L238 183L237 184L238 186L237 185L236 186L237 187H240V188H237L236 187V189H237L236 191H238L236 193V195L233 196V194L230 193L233 197L230 196V195H228L229 194V191L227 190L229 188L228 187V184L230 185L231 182L234 181V179H231ZM241 177H242V179H241ZM66 178H67V180H66ZM236 178H238V179H236ZM149 179L151 180V182H153L151 177ZM149 179H148V182L150 181ZM207 180L205 179L206 184H207L206 185L207 187H206V186H204L205 184L203 183L204 180L201 181L198 178V184H200V185H199V189L196 190V191L199 192L200 194L204 193V191H206L205 193H210L211 192L209 188L212 189V186L209 187V188H208V186L210 185L209 182L210 183L211 182H214V180L212 178L210 179L212 181H210L209 178H207ZM63 181H65L64 182L65 184L62 183ZM91 182H90V180L87 181V183H88V186L86 185L87 189H89L88 188L89 186L91 187L92 185L95 186L97 184L96 181H95V179H94V182H92L94 184L96 183L95 185L92 184ZM62 184H64V185L67 184V186L64 187V186H62ZM239 184L241 186L244 185L245 188H242ZM231 185H233V184H231ZM189 187H188V192L192 191L195 188V187L193 188L192 186H191V188H189ZM61 188H60L59 191H55L54 192V195H56V196L59 195L60 196L61 195L60 193H62L61 192ZM205 188H206V190H205ZM207 189H209L210 192H208ZM227 191H228V194H226ZM73 192L70 191L69 193L73 194ZM79 192L80 191L77 192V190H75L74 194L76 195ZM197 192H194V194L195 193L197 194ZM244 193H246V194H244ZM198 194H197V196H198ZM83 198H84V196H83ZM83 198H81L80 202L82 201ZM179 198H180L181 201H179ZM223 198H225V199H223ZM226 198L227 199L230 198V199L227 200ZM235 198L233 199V202H234ZM184 200L187 201V202H185ZM233 202H231V207L233 205ZM235 205L236 204L234 202V206ZM237 205L238 206H235V209H233L234 211H239L240 213H241V211L242 212H244V211L245 212H250L251 211L250 210V207H249V204H248V201L246 203H241V204L239 203ZM225 206H228V209ZM232 214H233V212H231V215ZM60 215H62V214L57 215L58 217L54 216L55 220H57L59 218L61 220V218H63V220L65 221V219H64L65 218V216H64L65 214H63L62 216H60ZM83 215H85V214H83ZM245 215L248 216L247 214H245ZM79 219H81V217ZM228 219H229V221H228ZM247 219L248 218H246V217L244 218V220H246V222H248V220H249V219L248 220ZM232 220H233V222H232ZM76 221H78V220H76ZM236 221H237V219H236ZM58 222H59V220H58ZM66 222H65V225L63 223L61 225L62 227L60 226L61 228H59L61 230L60 231L61 233L60 232H57L56 233V232L52 231L50 233L51 235L50 236L48 235L49 237L46 236V240L45 241L50 242V245L54 249H56V248L57 249H61V247H63V245H65L66 247L68 246L66 249L69 252H68V255H66V256H68L69 258L71 257L73 259L75 258L74 259L75 262L73 264H77L78 262H79V264L80 263L82 264L83 261H84V259H82L84 257V255H83L84 253L82 251H78V250L80 249V245H81L80 244L81 243L80 241L81 240H82V244H83V239H84L83 235L84 234L82 235L81 232L83 231V228L84 227L81 226L82 228L81 227L76 228L77 226H79V222L77 223L78 225L77 224H74V226L76 225L75 227H73L72 225L71 226H68L71 223L69 221H66ZM226 222H227V224H226ZM128 224H129V226H128ZM115 226H117V227H115ZM126 226H127V228H126ZM65 227H68V228L70 227V230L69 229L68 230L71 231V232L74 231L73 232L74 234H71L70 233L72 236H74L71 239L72 240L71 243H69L70 242L69 239H68V241H63L64 240V235H63V232L62 231L66 229ZM129 227L131 228V231L132 230H135L134 232H132V234H130L131 231H130V228ZM195 228H196V230H195ZM72 229H74V230H72ZM125 229H126V232L128 234L125 232ZM135 232H136L137 235L135 234ZM121 233H123L127 237L124 238V235L121 234ZM80 235H82V238L83 239L81 238ZM130 235H132V237ZM128 236H130V237H128ZM204 236L206 237L207 242H205L206 240H204ZM207 237H208V239H207ZM118 238H121V239H118ZM195 238L197 239V241H196ZM201 238H202V240H200ZM125 240L127 242H125ZM122 242L123 243L125 242L124 245L126 244V246L125 247L123 246L124 248L121 249ZM195 242L197 243L196 245H194ZM244 242L246 243V241H244ZM244 242H243V240L241 241L240 244H238V242H235V243H237L235 245V247L237 246L236 249L237 250H241L243 248L242 247L243 244H244L243 246L245 247V243ZM72 243H73V245H72ZM232 247H234V245L231 246L230 248H232ZM127 248H129V250L130 249L131 250L129 251V250H127ZM238 248H241V249H238ZM109 249H108L107 254L106 253L105 254L107 255L108 258H110L109 261H112L111 258L113 257L114 252H113L112 255H111V253H112V251H114V249H111V248H109ZM233 249L234 248H232V250ZM238 253H239V251H238ZM63 257H64V255H63ZM68 257H66V258H68ZM128 258H127V260H128ZM244 258L247 259L249 263L252 262V258L250 256L244 257ZM193 259H194V262H196V263H193V261H192ZM205 262H204V264H205ZM122 264H128V263H122Z\"/></svg>", "mask_w": 264, "mask_h": 264}]
</instances>
